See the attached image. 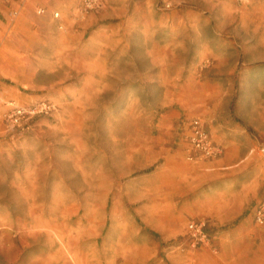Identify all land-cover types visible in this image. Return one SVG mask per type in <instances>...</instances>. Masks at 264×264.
Wrapping results in <instances>:
<instances>
[{"label":"rangeland","instance_id":"obj_1","mask_svg":"<svg viewBox=\"0 0 264 264\" xmlns=\"http://www.w3.org/2000/svg\"><path fill=\"white\" fill-rule=\"evenodd\" d=\"M259 147L264 0H0V264L264 259Z\"/></svg>","mask_w":264,"mask_h":264},{"label":"built area","instance_id":"obj_2","mask_svg":"<svg viewBox=\"0 0 264 264\" xmlns=\"http://www.w3.org/2000/svg\"><path fill=\"white\" fill-rule=\"evenodd\" d=\"M188 160H193L197 156H211L218 151L212 145L208 134L201 128L200 124L193 122L191 131L187 137ZM259 155L264 157V147L257 150ZM252 219L255 225L264 226V197L254 207ZM186 234L193 245H208L209 238L205 230V224L201 221H189L186 225Z\"/></svg>","mask_w":264,"mask_h":264},{"label":"bare ground","instance_id":"obj_3","mask_svg":"<svg viewBox=\"0 0 264 264\" xmlns=\"http://www.w3.org/2000/svg\"><path fill=\"white\" fill-rule=\"evenodd\" d=\"M39 13L41 10H38ZM10 106L12 105L11 103L9 104ZM30 110H27L26 108L23 107H13L9 113H7L8 120L11 122L10 119L18 120L19 118L24 117V115H28ZM32 113V112H30Z\"/></svg>","mask_w":264,"mask_h":264},{"label":"crops","instance_id":"obj_4","mask_svg":"<svg viewBox=\"0 0 264 264\" xmlns=\"http://www.w3.org/2000/svg\"><path fill=\"white\" fill-rule=\"evenodd\" d=\"M252 214H253V212H252ZM252 220H253V219H252ZM221 233H222V234L220 235V238H221V240H223L224 237H225V233H224L223 230H221ZM223 241H224V240H223ZM251 264H264V259L256 258L255 260H252Z\"/></svg>","mask_w":264,"mask_h":264}]
</instances>
